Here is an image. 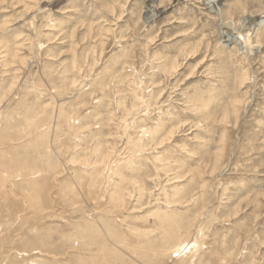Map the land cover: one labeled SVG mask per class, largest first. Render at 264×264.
<instances>
[{"label":"rangeland","instance_id":"374dc122","mask_svg":"<svg viewBox=\"0 0 264 264\" xmlns=\"http://www.w3.org/2000/svg\"><path fill=\"white\" fill-rule=\"evenodd\" d=\"M151 1L0 0V264H264V0Z\"/></svg>","mask_w":264,"mask_h":264},{"label":"bare ground","instance_id":"6f19581e","mask_svg":"<svg viewBox=\"0 0 264 264\" xmlns=\"http://www.w3.org/2000/svg\"><path fill=\"white\" fill-rule=\"evenodd\" d=\"M216 0H212V2H215ZM152 3V5L154 4V3H156V0H152L151 1ZM219 5H220V1H217V4L216 3H214V5H213V7H214V9H216L215 10V12L216 13H218V14H221V16H222V9H220L219 8ZM152 7V6H151ZM153 9H152V15L150 14V15H148V19H147V22H149L151 19H153L154 17H156V8L153 6L152 7ZM149 10V9H148ZM151 10V9H150ZM220 18H222L223 19V17H220ZM224 20V19H223ZM233 23H227V22H225V21H222L221 22V25L222 26H226V27H229V26H233L232 25ZM254 24L257 26H261V25H263L264 24V19H260V20H258V21H256V22H254ZM235 26V25H234ZM225 27V28H226ZM231 28V27H230ZM236 28V27H235ZM227 30V29H226ZM236 31V30H235ZM238 33V35H236V36H234V35H227V39L225 40V42H228L229 43V45H234V46H239V47H241V49L243 50V49H245V50H253V47H250V43H249V41H247L248 39H247V37H248V35H247V33H245L244 34V32H242V31H237ZM236 33V32H235ZM227 43V44H228Z\"/></svg>","mask_w":264,"mask_h":264}]
</instances>
